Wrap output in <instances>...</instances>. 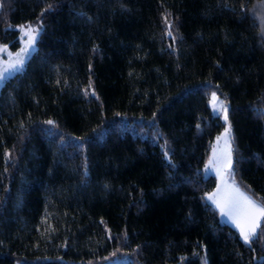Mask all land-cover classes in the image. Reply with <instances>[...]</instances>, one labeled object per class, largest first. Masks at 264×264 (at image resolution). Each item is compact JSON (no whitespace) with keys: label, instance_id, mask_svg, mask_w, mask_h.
<instances>
[{"label":"trees","instance_id":"trees-1","mask_svg":"<svg viewBox=\"0 0 264 264\" xmlns=\"http://www.w3.org/2000/svg\"><path fill=\"white\" fill-rule=\"evenodd\" d=\"M255 1L0 0V44L42 27L0 87V264H264V220L245 244L204 173L214 90L233 180L264 205Z\"/></svg>","mask_w":264,"mask_h":264},{"label":"snow or ice","instance_id":"snow-or-ice-1","mask_svg":"<svg viewBox=\"0 0 264 264\" xmlns=\"http://www.w3.org/2000/svg\"><path fill=\"white\" fill-rule=\"evenodd\" d=\"M51 7V5H49ZM167 22V20H166ZM169 31L167 35L172 37V31L170 30L172 25L168 24ZM38 29L32 26H28L26 29L21 26L22 34L27 37L24 41V46L14 56L9 54L8 61L0 64V82H3L7 77L16 71L23 68L27 55L34 47L35 41L38 35ZM7 51V47L0 48V52ZM89 89H91V82L89 83ZM88 91L85 95H88ZM95 95L93 91L91 93ZM214 110L222 111L224 113L225 122L228 120V109L224 105V102L219 100V97L215 92L211 93V101ZM155 115V114H154ZM45 123L51 125L54 122L51 120L45 121ZM219 139L224 140V154L227 159L229 168L232 163V147H231V127L225 128L222 137ZM213 158H210L209 165L216 166L217 176L220 179V184L217 185L216 192L209 194L207 199L212 201L215 207L219 210L221 216L227 217L239 230V234L245 244H249L253 237L256 236L257 230L261 227V222L264 220V205H261L251 196L242 192L239 187L235 186V181L229 184L224 176L222 167L219 166V160L216 157V149L213 150ZM167 155V153H166ZM208 167V166H206ZM229 175L231 173L229 172ZM223 186V189H222Z\"/></svg>","mask_w":264,"mask_h":264},{"label":"rangeland","instance_id":"rangeland-1","mask_svg":"<svg viewBox=\"0 0 264 264\" xmlns=\"http://www.w3.org/2000/svg\"><path fill=\"white\" fill-rule=\"evenodd\" d=\"M249 12L258 20V22L260 24V27H261L262 35L264 37V0H256L251 5V7L249 9ZM21 26H23L25 29L28 26H32L34 28H37L39 30L38 31V35H37V39H38L39 34L41 32V29H42L41 24L38 21L26 22V23H22V24L15 25V28L18 29V31H19V46L16 49H12L7 44H0V48H4L5 46L7 47V51L0 52V64H3L4 62L8 61L9 54H11V55L14 56L24 46V41L27 39V37H25L22 34V32H21ZM35 49H36V41H35L34 47L30 51V54L27 55V58L25 60V64H26L27 59L35 51ZM25 64H24V66H25ZM24 66H23V68H24ZM22 69H20L19 71H21ZM19 71H16V72L11 73L8 77L14 75L15 73H17ZM4 81L3 82H0V87L2 86V84L4 83ZM212 92H215V91L214 90H211L210 91V94H209V106L211 108L212 113L215 116H218L220 118V120L224 123V126H223L222 130L215 136V138H214V140H213V142L211 144L209 158H208V160L206 162V165L204 166V173H205V175L213 174V175H215L216 180H217L216 187L210 193H208L207 196L209 194H212V193L216 192L217 185L220 184V179L217 176V172H216V166L209 165V160H210V158H213V155H214V153H213L214 148L216 149V157L219 160V166L222 167V169H223V173H224L225 178L227 179V181H228L229 184H232V182H233V177H232V163H231V167L229 168V166L227 164L226 156L224 154V149H225L224 140L223 139H219L218 140V137H222V135H223V133L225 131V128L229 127L230 124H229L228 120H227V122H225L224 113L222 111L214 110L212 104L210 103V101H211V93ZM216 95L219 97V100H221V101L224 102V105L228 109V106H227L226 101L221 96H219L217 93H216ZM230 143H231V141H230ZM206 166H208V167H206ZM229 172L231 173V175H229ZM235 186L239 187L236 184V182H235ZM222 189H223V186H222ZM240 190L242 192L246 193L247 195H249L242 188H240ZM207 196H206V199H207ZM253 199L256 200L258 203H260L259 200L255 199V198H253ZM207 201L210 202L215 207V205L212 203V201H210L208 199H207ZM218 212H219V210H218ZM219 218H220L221 222L228 223L233 228H235L238 231V233H239V230L236 228V226L227 217L221 216L220 212H219ZM257 232H258V230H257ZM128 263H129L128 259H126V258L125 259L124 258H119V259H113V260L105 261L103 264H128Z\"/></svg>","mask_w":264,"mask_h":264}]
</instances>
